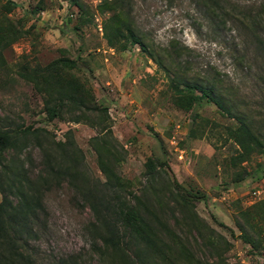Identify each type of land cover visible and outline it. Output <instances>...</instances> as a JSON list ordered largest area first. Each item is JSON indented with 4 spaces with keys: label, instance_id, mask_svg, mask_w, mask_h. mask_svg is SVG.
Returning a JSON list of instances; mask_svg holds the SVG:
<instances>
[{
    "label": "rangeland",
    "instance_id": "obj_1",
    "mask_svg": "<svg viewBox=\"0 0 264 264\" xmlns=\"http://www.w3.org/2000/svg\"><path fill=\"white\" fill-rule=\"evenodd\" d=\"M9 1L0 0V13ZM11 1L17 6L8 15L23 36L4 50L0 66V131H10L16 142L5 157L20 155L31 179L48 180L28 244L36 264H142L143 257L149 264H262L264 147L247 136L234 138L230 129L237 130L238 121L213 103L182 109L172 77L216 83L254 117L263 140L258 39L264 41V0H227V14L220 16L196 0H129L123 11L105 12V0H80L83 10L70 0ZM121 20L145 37L169 72L131 45L126 30L115 33L114 45L108 42L106 25L112 31L111 25L125 24ZM64 58L74 66L46 69ZM75 93L100 109H77L68 98ZM48 105L61 106L60 118L49 120ZM195 112L200 116L193 122ZM191 126L196 138L188 136ZM68 139L81 149L78 168L90 182L107 179L95 141L111 149L114 171L133 192L127 199L149 225L148 240L113 254L71 178H49L47 160L59 162L57 145ZM150 159L158 166L155 179L147 172Z\"/></svg>",
    "mask_w": 264,
    "mask_h": 264
},
{
    "label": "trees",
    "instance_id": "obj_2",
    "mask_svg": "<svg viewBox=\"0 0 264 264\" xmlns=\"http://www.w3.org/2000/svg\"><path fill=\"white\" fill-rule=\"evenodd\" d=\"M70 2L79 9H84L82 1L70 0ZM196 2L202 7L214 10V13L218 14V16L227 14V11H224L227 0H196ZM127 4H129V0H105V3L101 5V11H123L125 6H129ZM16 6V3L10 0L4 6L5 11L0 13V66H3L6 62L4 50L23 36L21 24L8 15L12 7ZM121 23L125 24L122 26L119 22L115 28L114 24L111 25L110 30L112 31H109V26L106 25L108 42L114 45L115 33L120 35L126 30L130 35V37L126 38L131 40V45H139L144 52L155 59L163 70L169 72L163 59L156 55L152 47L148 46L145 37L134 31L135 29H132L131 25L126 21L121 20ZM254 24L255 22L252 23L253 28ZM258 41L261 50L264 52V41L262 39H258ZM177 57H180V55L178 54ZM63 63L64 66L69 68L74 66V61L70 58H64L52 61L46 69L55 70ZM172 87L176 89L175 92L179 97L178 100L182 109L191 111L204 103H213L228 116L234 117L238 121L237 130L230 129V134L234 138L247 136L257 145L261 144L264 147V138L260 140L254 131V124L256 123L254 117L252 118L239 111L240 104H233L230 99L225 98L226 95L223 89L218 87L216 83H205L203 80L177 74L172 77ZM68 98L73 101L77 109H100L97 104L87 106L89 104L88 101L84 100L78 93H75V95L70 94ZM104 110L107 111V108H104ZM60 112H62L61 106L57 105H48L45 110L49 120L60 118ZM198 114V112L192 114L193 122L197 121L200 116ZM77 121L80 120L77 119ZM26 132H31L30 126L26 129ZM259 135L264 136V131L260 129ZM188 136L189 138H196L197 135L193 127ZM95 143V148L100 156V167L107 175V179L104 182L99 179L90 182L85 172L80 173L78 165L81 159V149L74 146L75 142L70 141V139L57 145V159L59 162H55L56 164L54 165L52 161L47 160V167L50 168L49 178L51 180H54V178L59 180L67 177L71 178V181L75 183L76 188L81 192L85 201L89 202L94 212L97 230L100 235L99 239L103 242L104 247L110 248L113 254L118 252L123 255L133 245L137 244L138 247L143 239L148 240L150 238L148 235L149 225L145 223L137 208L127 199V194L130 195L133 192L129 191L123 178L114 171L111 149L106 144L103 145L102 140L95 141ZM15 147L16 142L12 140L10 131H0V182L6 180L4 184L0 183V189L3 192V198L0 203V264H36L33 254L28 252V244L29 239L34 235L33 225L43 207L41 201L42 181L47 184L48 180L43 178V176L38 177L36 180L31 179L27 173L26 161H21L20 155L16 154L15 157L11 158L5 157L4 153ZM146 166L150 177L155 179L159 173L157 164L150 159L147 161ZM78 179L81 182H76ZM189 196L198 197L199 195L189 193ZM200 196L203 197L204 195ZM242 236L245 241L253 243L252 238L246 232ZM137 253L139 256L142 254L139 251ZM147 261L144 257L141 259L142 264H149ZM60 264H76V262L65 260L60 261ZM129 264L136 263L132 259ZM262 264H264V261Z\"/></svg>",
    "mask_w": 264,
    "mask_h": 264
},
{
    "label": "built area",
    "instance_id": "obj_3",
    "mask_svg": "<svg viewBox=\"0 0 264 264\" xmlns=\"http://www.w3.org/2000/svg\"><path fill=\"white\" fill-rule=\"evenodd\" d=\"M99 27H100V30L102 29V25L100 24V25H98Z\"/></svg>",
    "mask_w": 264,
    "mask_h": 264
}]
</instances>
